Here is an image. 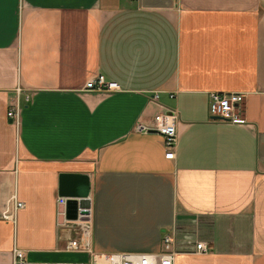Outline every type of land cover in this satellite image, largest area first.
Instances as JSON below:
<instances>
[{"label":"crops","instance_id":"1","mask_svg":"<svg viewBox=\"0 0 264 264\" xmlns=\"http://www.w3.org/2000/svg\"><path fill=\"white\" fill-rule=\"evenodd\" d=\"M99 74L120 91L85 90ZM212 91L244 94L240 122L210 114ZM171 110L167 159L138 127ZM63 173L89 178L102 259L157 254L172 233L174 264H264V0H0V209L24 204L0 216V264L15 247L27 264L90 261L65 248L80 230Z\"/></svg>","mask_w":264,"mask_h":264},{"label":"built area","instance_id":"2","mask_svg":"<svg viewBox=\"0 0 264 264\" xmlns=\"http://www.w3.org/2000/svg\"><path fill=\"white\" fill-rule=\"evenodd\" d=\"M84 89L95 92H114L120 91V86L115 81L106 80L101 74L95 78H90L84 83ZM172 96V95H171ZM157 92H153L151 98H157ZM244 94L240 92H219L212 91L209 93V111L213 117L220 120L240 122V104L244 100ZM28 96L26 97V100ZM20 104L18 98L9 105L7 109V118L15 125L19 123ZM177 115L175 111L158 113L154 116L152 126L145 127L139 125V129H155L161 134L165 147V158L173 159L175 157V147L177 144V134L175 129V119ZM66 198L60 197L59 203H65ZM23 202L19 201L16 193H12L5 204L0 209V216L4 219L15 221L16 212L23 208ZM83 209L78 208V212ZM87 210V209H85ZM65 215V214H64ZM89 213L86 219H79V236L67 242L65 248L67 250H83L88 251L91 259L87 263H72V264H174L176 252L172 250L173 243L172 233H166L162 239V249L157 254H141V255H123L119 254L114 259H102L101 254L98 255L89 248L86 239L89 236ZM79 216V215H78ZM195 250L206 252L208 249L203 242H198L195 245ZM14 264H27L24 259V253L19 248H13Z\"/></svg>","mask_w":264,"mask_h":264},{"label":"water","instance_id":"3","mask_svg":"<svg viewBox=\"0 0 264 264\" xmlns=\"http://www.w3.org/2000/svg\"><path fill=\"white\" fill-rule=\"evenodd\" d=\"M149 132L158 133L155 129H149ZM59 196L66 197L65 215L67 219H86L89 205V199L86 197L89 193V178L82 174H60L59 176ZM78 208L83 210L78 212ZM79 215V216H78Z\"/></svg>","mask_w":264,"mask_h":264},{"label":"rangeland","instance_id":"4","mask_svg":"<svg viewBox=\"0 0 264 264\" xmlns=\"http://www.w3.org/2000/svg\"><path fill=\"white\" fill-rule=\"evenodd\" d=\"M20 91H21L20 88H17V89L15 90L16 95H17L16 99L18 98V102H19V97H18V95H19ZM153 92H157V95H158V91H153ZM153 92H152V93H153ZM171 95L173 96V94H171ZM16 99H15V101H16ZM15 101H14V102H15ZM14 102H13V103H14ZM11 104H12V103H11ZM66 263H68V261H66Z\"/></svg>","mask_w":264,"mask_h":264}]
</instances>
